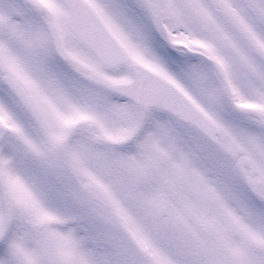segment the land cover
Here are the masks:
<instances>
[{"label":"snow or ice","instance_id":"6c2138e0","mask_svg":"<svg viewBox=\"0 0 264 264\" xmlns=\"http://www.w3.org/2000/svg\"><path fill=\"white\" fill-rule=\"evenodd\" d=\"M0 264H264V0H0Z\"/></svg>","mask_w":264,"mask_h":264}]
</instances>
